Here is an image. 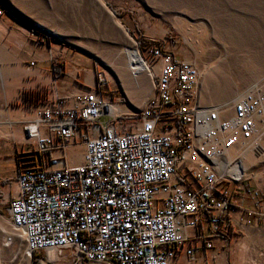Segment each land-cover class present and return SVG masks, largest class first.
<instances>
[{
  "label": "built area",
  "instance_id": "built-area-1",
  "mask_svg": "<svg viewBox=\"0 0 264 264\" xmlns=\"http://www.w3.org/2000/svg\"><path fill=\"white\" fill-rule=\"evenodd\" d=\"M144 41L152 93L130 129L108 111L101 73L35 105L23 123L26 150L3 202L30 253L62 264H195L197 254L214 258V236L229 238L239 209L231 191L244 179L229 176L227 153L246 145L262 152L264 81L221 116L217 104L200 102L192 61ZM250 192L247 212L264 216V185Z\"/></svg>",
  "mask_w": 264,
  "mask_h": 264
},
{
  "label": "rangeland",
  "instance_id": "rangeland-1",
  "mask_svg": "<svg viewBox=\"0 0 264 264\" xmlns=\"http://www.w3.org/2000/svg\"><path fill=\"white\" fill-rule=\"evenodd\" d=\"M0 12L12 26L0 29V57L21 58V65L0 64V73L5 67L20 66L23 80L31 81L18 97L37 105L48 99L58 76L70 72L79 82L92 85L101 73L112 115L126 130L152 93L147 73L125 67L129 49L143 57L146 36L197 66L199 100L221 105L226 109L221 116L229 113L236 95L264 81V0H0ZM7 38H14V44ZM3 85L0 80V95ZM20 103L16 99L8 104ZM2 114L0 135L5 138L9 124ZM7 142L0 138V264H62L43 254L28 255L23 238L9 223L3 196L14 188L19 162ZM227 155L234 159L231 167L238 165L243 171L246 188L264 185V150L257 155L242 148ZM238 240L236 249L225 251V264H264V220Z\"/></svg>",
  "mask_w": 264,
  "mask_h": 264
},
{
  "label": "crops",
  "instance_id": "crops-1",
  "mask_svg": "<svg viewBox=\"0 0 264 264\" xmlns=\"http://www.w3.org/2000/svg\"><path fill=\"white\" fill-rule=\"evenodd\" d=\"M8 23V21L0 17V29L7 30L9 28L10 30H12V26H10V24ZM6 42L14 44V38H7ZM20 60L21 58L13 56L0 57V64L9 66L16 62V64L21 65L18 62ZM19 68L21 67H12V69L5 67L3 68V73H0V80L4 84L3 94L0 95V111L3 113L1 117H3V120L6 118L8 120L6 121V123L9 124L8 131H3L4 133L6 132L7 136H5L4 138V135H0V138L7 139V146L12 149V154L15 155L20 151L26 150V147L24 146L26 140L24 139V137L21 138V125L28 119L32 118L33 105H35L34 101H29L25 98L23 99L22 97H18V94H20L22 90H24V88H29V85L31 84L30 80H23V75L22 72H19L21 71L19 70ZM49 68L50 67H47V69ZM48 71L50 74L52 73L50 69ZM7 72H14L15 75L14 73L11 75ZM70 74V72H67L65 75H60L53 79L56 87L48 92V99L55 96H68L71 93L78 91L85 85L83 82L78 81L79 78H73ZM87 85L89 84L87 83ZM16 99L21 102L18 106H11L8 104L9 101H14ZM242 148L243 147H239L233 152L237 154V152H239V150H241ZM242 185L243 188L238 190L232 189L231 191L232 203L233 205L239 207V209L234 208L231 211L230 223L234 232L233 235H231L230 238H221L219 236H214L213 248L207 250L208 256L213 255L214 258L210 259L209 257L206 260H203L200 259V254H197L196 257L198 259V262H196L195 264H204L205 262L225 264V251H227L228 249H230L231 251L236 249L239 244L238 238L246 236L248 232L253 230L254 226L257 227V225L264 220L260 215L249 214L247 212V209L253 208L251 199L252 194L250 192L251 188L248 189V187H245V185H247V182L243 181ZM236 232H239L240 234H236Z\"/></svg>",
  "mask_w": 264,
  "mask_h": 264
},
{
  "label": "bare ground",
  "instance_id": "bare-ground-1",
  "mask_svg": "<svg viewBox=\"0 0 264 264\" xmlns=\"http://www.w3.org/2000/svg\"><path fill=\"white\" fill-rule=\"evenodd\" d=\"M128 62L125 64V67L127 69H130L131 71H133L134 73H147L146 72V69H145V65L143 63V59L140 57L139 53L137 52L136 49H129L128 50ZM199 74H200V71H199ZM147 75L149 76V74L147 73ZM137 83V82H136ZM199 83V81H198ZM137 85V84H136ZM219 106V105H218ZM221 106V105H220ZM219 106V107H220ZM230 107V106H229ZM226 109H220L219 110V113L222 112V111H225ZM108 111L109 112H113V105H110L109 108H108ZM31 120V119H29ZM27 120V121H29ZM243 148H247L251 151V149L246 145V146H242ZM237 149V148H236ZM263 150H264V144H263ZM262 150V152H263ZM261 152V154H262ZM17 153V152H16ZM228 156V155H227ZM240 162V160H239ZM233 165V164H232ZM243 171L239 170L238 169V165L237 166H233V167H230L229 170H228V174L231 178L235 179V180H240L242 178V174ZM19 236L21 237L20 233H19ZM12 238H10L11 240ZM27 250V249H26ZM26 253L29 255L30 252L27 250Z\"/></svg>",
  "mask_w": 264,
  "mask_h": 264
},
{
  "label": "trees",
  "instance_id": "trees-1",
  "mask_svg": "<svg viewBox=\"0 0 264 264\" xmlns=\"http://www.w3.org/2000/svg\"><path fill=\"white\" fill-rule=\"evenodd\" d=\"M19 154H20V153H17V154H16V157H15L17 163L19 162V159H20V158H19V157H20ZM21 159H22V158H21ZM0 184H1V183H0ZM230 233H233L232 229H230ZM32 257H33V258L38 257V254H37L35 251H32Z\"/></svg>",
  "mask_w": 264,
  "mask_h": 264
}]
</instances>
